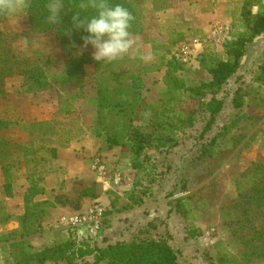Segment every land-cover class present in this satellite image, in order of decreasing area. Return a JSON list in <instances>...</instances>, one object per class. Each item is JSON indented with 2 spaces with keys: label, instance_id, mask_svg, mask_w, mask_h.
Masks as SVG:
<instances>
[{
  "label": "trees",
  "instance_id": "trees-1",
  "mask_svg": "<svg viewBox=\"0 0 264 264\" xmlns=\"http://www.w3.org/2000/svg\"><path fill=\"white\" fill-rule=\"evenodd\" d=\"M150 7L154 11L171 9L177 0H149ZM46 0H30L31 10L26 14L29 27L33 33L54 32L57 43L62 49V60L67 69V80L70 83L80 85L83 81L82 64L91 61L87 53L91 47H82V37L86 35L83 30L72 28V10H68L60 17L63 26H49L44 22L43 6ZM79 0H65L66 5L72 6ZM122 3L135 17L129 29L130 34H140L144 30L143 16L144 6L141 0H112ZM93 10L89 9V14ZM231 28L235 34L231 40L223 45L224 58L216 54L203 53L197 59V69L194 74H207L208 81H195L191 86H185L177 74L178 66L173 60H168L170 48L183 41L184 34L177 32L168 26L167 44L160 45L155 40L152 44V60L145 62L139 58H129L124 55L110 63H97L96 85L98 88V114L93 131L104 149L119 147L121 134L129 142L132 154L131 167L138 169L141 166L139 157L144 150L152 146L159 148L161 138L159 132H179L192 127L196 122L193 111H185L180 108L182 97L185 92L197 96L200 106L208 113L201 134L208 133L215 123L216 116L222 109V101L216 97L222 87L235 75L244 58L246 48L264 33V0H241V6L231 13ZM5 15L0 14V97L5 94V83L8 78L22 76L23 85L29 93L39 92L46 89L57 78L48 77L46 65L48 60H36L29 62L20 53L13 51L1 29V24L6 20ZM165 70L162 78V88L157 100L147 101L143 96L145 85L143 76L148 73ZM254 81L262 88V101L260 107H264V60L257 68ZM258 88V89H259ZM258 89L256 91H258ZM259 93V92H257ZM256 94V92H254ZM239 90L235 92L232 107L239 109L242 105ZM209 97L208 101H205ZM149 112L147 126H136L135 122L141 121L142 116L138 113ZM124 119L122 123L114 122L117 118ZM243 116L235 118L229 125L224 127V132L237 131V124ZM121 124V125H119ZM116 128L121 127L118 133ZM7 125L0 122V132L7 131ZM29 132L31 140L27 145L12 144L0 140V166L4 175V192L8 196L12 191V183L15 179L13 171L16 156L23 158L26 167L27 191L24 195V209L21 215H10L5 210V204L0 201V216L4 221L16 219L20 226L17 232H11L3 240L1 249L18 247V254H10L12 264H72L82 258L85 251L93 254V263L105 264H183L179 261L177 252L163 239L147 237L132 241H117L103 247L90 248L87 243H82V248H77L76 243L65 240L57 245L45 247L42 250L33 251L27 245L26 239L31 235L43 231L42 222L49 216L48 208L56 204H73L64 196H57L53 202L48 199L37 200V197L45 195V178L52 172V162L56 158L57 149L68 143L76 133V127L63 126L58 122L30 123L24 127ZM223 132V133H224ZM238 135V134H237ZM222 136V135H221ZM216 134L209 140L208 148L202 147L201 156L209 159L220 155L217 148ZM239 138V136H237ZM236 138V139H237ZM164 142H171L173 138L166 136ZM214 147L215 154L211 152ZM210 160V159H209ZM60 173L63 169L60 168ZM236 182L238 200L241 210L240 219L237 223L245 222L248 226L246 231H241L245 240L238 243L241 248L235 253L224 251L218 258L219 264H254L264 263V161L258 160L249 164L246 170L240 171ZM82 192L79 197L87 195ZM139 194L132 190L129 194L130 203L122 209H129L141 204L137 198ZM136 197V198H135ZM109 202L110 211L115 207L117 196ZM190 196L175 199L174 209L177 214L187 222L189 221L190 209L188 208ZM68 203V204H67ZM169 211H172L171 209ZM257 224V225H256ZM256 225V226H255ZM190 226V224H188ZM191 227V226H190ZM25 228L28 232H25ZM188 238L200 236L196 228L187 230ZM239 233L240 232H236ZM84 249V250H82ZM67 254V255H66Z\"/></svg>",
  "mask_w": 264,
  "mask_h": 264
},
{
  "label": "rangeland",
  "instance_id": "rangeland-1",
  "mask_svg": "<svg viewBox=\"0 0 264 264\" xmlns=\"http://www.w3.org/2000/svg\"><path fill=\"white\" fill-rule=\"evenodd\" d=\"M141 1L146 12L151 2ZM236 6H241V0H177L173 4L172 8L176 13L169 27L183 33L185 38L170 48L167 58L177 64V74L186 87L191 86L195 81L206 82L210 78L207 74L197 76L194 74L200 54L212 53L224 58L223 45L235 34V29L231 28V13ZM1 29L13 51L18 52L22 49L25 55H30L27 45L33 42L35 34L29 27L26 15L7 16L1 24ZM155 29L158 32L157 28ZM263 36L261 35V40ZM161 37L166 39L167 31L166 34H161ZM181 46L187 48L188 53L177 51ZM173 53L178 54V57ZM246 55L247 59L243 58L235 75L222 87L216 97L222 101L223 106L208 133L201 134L208 113L199 105L197 96L185 92L180 108L194 112L195 124L177 133L159 132L161 138L159 148L155 150L150 146L144 150L138 159L139 162L142 161L140 168L132 169L133 157L130 144L125 141L127 136L117 134L120 136V142L123 141L121 146L109 150L101 147L98 152L99 157L103 159L102 165L106 175L100 178L91 168L89 174H83L79 181H74L68 186L66 184L63 186L64 181H62L59 188L52 189L46 196L48 200L53 202L57 196H64L73 206L56 204L48 208L49 216L42 222L43 231L28 237L27 245L33 251H38L68 239L75 242L77 248H82V243L94 248L102 243V239L104 240L106 229L115 226L114 230L124 235L122 241L128 242L147 237L163 239L177 252L178 259L183 264H219L218 258L224 251L235 254L242 246L238 240H245L241 231H246L248 228H244L248 226L245 222L237 223L238 219L241 220V210L236 203L238 200L236 182L240 171L246 170L250 163L264 161V107H260L262 96H259L263 87L259 88L258 83L254 81L257 68L264 60V48L261 51L250 48ZM184 59L186 61H183ZM165 70L159 71V79L154 83L150 77L143 79L145 91L142 94L147 101H155L159 98ZM237 90L240 92L238 99L242 102L239 109L232 107V100ZM208 100L209 97H206L205 101ZM140 108L138 113L142 116V120L135 122V125L145 127L150 113L140 112ZM240 116L243 117L237 124V131L234 134L231 131L224 132V127ZM123 120L119 117L114 122L122 123ZM114 127L115 133H118L121 127L116 128V125ZM216 134L219 136L216 142L220 155H217L218 153L215 157L211 155L209 160L201 156L202 147L208 148L209 140ZM166 136H171L173 140L164 142ZM214 150L215 148L212 147L213 155ZM92 164L94 165V161ZM114 172H118L121 176L118 186H113L110 182ZM102 180H105L106 184ZM132 190L139 194L137 198L142 203L129 209H122L130 203L128 198ZM82 192L88 194L79 197ZM188 195L190 196L188 208L191 213L189 221L186 222L175 212L174 202L175 199ZM115 196L118 197L115 207L108 212L109 202L115 199ZM96 205L104 209L98 229L83 224L69 230L61 222L62 217L87 213ZM9 208L12 212H18L22 211L23 207L20 200L16 199L12 205H5L6 212L14 216L13 213H9ZM161 208L164 209L163 213L160 211ZM170 209L172 211H169ZM174 214L176 216L173 218L176 219L173 221ZM3 218L4 216L1 215L0 246L4 244L3 238L5 239L7 234L17 232L18 235L20 231L16 219L9 218L4 221ZM168 221L172 223L171 231ZM192 228H196L200 236L188 238L186 232ZM24 231L28 232L26 228ZM18 252V247L12 249L0 247V264H12V258L8 255L9 253L17 255ZM85 252L82 258L72 264H95L94 255Z\"/></svg>",
  "mask_w": 264,
  "mask_h": 264
},
{
  "label": "crops",
  "instance_id": "crops-1",
  "mask_svg": "<svg viewBox=\"0 0 264 264\" xmlns=\"http://www.w3.org/2000/svg\"><path fill=\"white\" fill-rule=\"evenodd\" d=\"M145 11L143 16L144 30L140 34L131 35L134 44L124 55L149 62L153 57V42L167 44V38L163 39L161 34H166L165 29L174 20L176 10L171 8L154 11L151 7H148ZM34 34L33 42L29 46L27 45L30 55H25L22 49L18 53L29 62L38 59L46 61L47 59V75L50 79L57 78V81L42 91L28 93L23 85L24 79L22 76L6 80L5 94L0 97V122L5 123L8 127L7 131L0 132V140L23 146L29 144L31 136L24 127L30 123L56 121L63 126L72 127L74 125L76 127L74 137L57 149L56 158L52 162L53 170L45 178L44 189L46 193L37 197V200H44L48 199L46 196L52 189L59 188L62 181H64L63 186L65 184L68 186L74 181H79L83 174H89L93 166L92 161L95 157H99L98 152L103 143L95 137L93 131L98 114L96 64L99 62L92 59L94 50L92 48L88 50L87 53L91 56V61L82 64L83 81L76 86L67 80V69L62 60V49L56 41L54 32L47 31ZM260 37L248 45L244 60L247 59L246 53L250 48H255L258 51L263 50L264 38L261 40ZM159 74L160 72L148 73L143 76V79L150 77V79H153L152 83H154L159 79ZM100 160L103 162V159L100 158ZM60 168L63 169V173H60ZM13 171L15 179L12 183L11 194L7 196L4 192L5 180L0 166V201L9 206L12 205L14 200L19 199L23 207L28 183L26 180L27 170L20 155L16 156ZM102 182L106 184L105 180H102ZM78 186L79 184H77ZM23 209L24 207L22 211L12 212V209L9 208L8 211L14 215H21ZM69 209L71 210V208ZM161 209L160 211L163 213L164 209ZM175 216V214L172 215L173 221L176 219L173 218ZM167 224H169V230L171 231V221H168ZM114 229L115 226L106 229L104 240L102 239V243L98 247L124 240L122 238V236L124 237L123 233ZM170 233L172 234V232Z\"/></svg>",
  "mask_w": 264,
  "mask_h": 264
},
{
  "label": "clouds",
  "instance_id": "clouds-1",
  "mask_svg": "<svg viewBox=\"0 0 264 264\" xmlns=\"http://www.w3.org/2000/svg\"><path fill=\"white\" fill-rule=\"evenodd\" d=\"M93 10L89 14L88 10ZM31 10L30 0H0V14L8 17L26 15ZM72 10V28L83 30L82 47H91L92 59L110 63L133 46L130 27L135 17L122 3L112 0H79L68 6L65 0H46L43 6L44 22L49 26H63L60 17Z\"/></svg>",
  "mask_w": 264,
  "mask_h": 264
},
{
  "label": "built area",
  "instance_id": "built-area-1",
  "mask_svg": "<svg viewBox=\"0 0 264 264\" xmlns=\"http://www.w3.org/2000/svg\"><path fill=\"white\" fill-rule=\"evenodd\" d=\"M195 47L196 46L194 45V49ZM177 51L182 52L184 54L188 53L187 48H185L184 46H181L180 50ZM173 55H175V57H178V54L173 53ZM183 61L186 60L184 59ZM92 168L98 173V176L100 178H103L106 175V170L102 165V162L99 157H95L94 165ZM110 182L113 184V186H118L121 182L120 174L118 172H114L110 177ZM103 213L104 209L100 205H96L90 208L87 213L62 217L61 222L65 227L69 228V230H73L74 228L79 227L83 224L88 226L92 225V227L98 229L103 219Z\"/></svg>",
  "mask_w": 264,
  "mask_h": 264
}]
</instances>
